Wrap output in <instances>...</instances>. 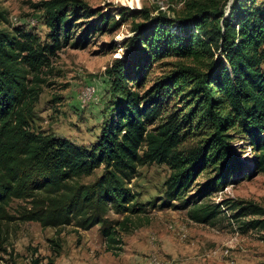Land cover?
<instances>
[{
    "label": "trees",
    "instance_id": "1",
    "mask_svg": "<svg viewBox=\"0 0 264 264\" xmlns=\"http://www.w3.org/2000/svg\"><path fill=\"white\" fill-rule=\"evenodd\" d=\"M225 1L186 0L173 19L162 12L150 16L147 8L101 10L83 0H41L48 42L0 28V212L11 198L27 200L22 221L75 230L98 226L105 250H111L118 232L128 231V218L114 220L107 213L142 211L129 186L138 165L169 168L161 208L182 199L201 173L207 174L197 189L202 195L249 173L264 174V1L231 0L226 14ZM127 18L121 50L103 72L120 99L94 142L83 147L33 130L36 82L48 54L68 42L81 20L84 27L73 45ZM172 24L177 30H170ZM164 58H171L168 71L139 92L151 64ZM237 138L253 151L249 168L235 150ZM99 168L91 182H80ZM191 198H183L182 205ZM228 201H194L187 217L207 223ZM230 201L233 218L256 216L243 223L264 228V206Z\"/></svg>",
    "mask_w": 264,
    "mask_h": 264
},
{
    "label": "rangeland",
    "instance_id": "2",
    "mask_svg": "<svg viewBox=\"0 0 264 264\" xmlns=\"http://www.w3.org/2000/svg\"><path fill=\"white\" fill-rule=\"evenodd\" d=\"M39 1L0 0V28L9 32L15 29L31 32L41 42H48ZM83 1L101 10L118 6L147 8L150 16L162 12L175 19L182 14L186 0ZM252 1L258 5L264 0ZM230 3L231 0L225 1L224 12ZM129 20L125 19L115 29L91 34L84 44L78 41L73 45L74 38L84 27L81 20V25L70 31L68 42L48 54L47 63L38 73L41 81L36 82L39 92L30 120L33 130L66 138L83 147L94 142L99 127L110 114L112 103L120 99L118 93L111 92L103 72L119 54V40L128 33ZM172 29L177 30L174 24L170 26ZM169 62L171 58L153 62L139 92L167 72ZM31 77L27 75L29 80ZM176 106L181 108V105ZM234 145L237 152L241 151L244 167L249 168L253 151L247 141L237 138ZM99 173L100 168L82 177L80 182H91ZM168 173L165 164L137 166L129 186L142 211L107 213L108 218L114 220L128 218V231L118 232L119 242L111 250H105L98 226L82 232L72 225L52 228L42 227L36 221H22L21 213L23 208H28V201L11 198L0 212V264H264V228H250L243 223L258 218L256 216L233 218L236 209L231 207L230 201H251L264 206L263 173L241 176L233 183L208 191L207 195L197 192L207 176L201 173L183 192L182 199L172 201L173 206L161 208L162 184ZM191 196L188 205L183 206V198ZM225 200H229L228 203H221L218 213L207 223L187 217L186 212L194 201L219 204Z\"/></svg>",
    "mask_w": 264,
    "mask_h": 264
},
{
    "label": "crops",
    "instance_id": "3",
    "mask_svg": "<svg viewBox=\"0 0 264 264\" xmlns=\"http://www.w3.org/2000/svg\"><path fill=\"white\" fill-rule=\"evenodd\" d=\"M82 232H86L85 230H81ZM80 233V232H79Z\"/></svg>",
    "mask_w": 264,
    "mask_h": 264
},
{
    "label": "built area",
    "instance_id": "4",
    "mask_svg": "<svg viewBox=\"0 0 264 264\" xmlns=\"http://www.w3.org/2000/svg\"><path fill=\"white\" fill-rule=\"evenodd\" d=\"M89 97H90V95H88V98H89ZM88 98H87V99H88Z\"/></svg>",
    "mask_w": 264,
    "mask_h": 264
},
{
    "label": "water",
    "instance_id": "5",
    "mask_svg": "<svg viewBox=\"0 0 264 264\" xmlns=\"http://www.w3.org/2000/svg\"><path fill=\"white\" fill-rule=\"evenodd\" d=\"M227 13V10H226V12H225V14Z\"/></svg>",
    "mask_w": 264,
    "mask_h": 264
},
{
    "label": "bare ground",
    "instance_id": "6",
    "mask_svg": "<svg viewBox=\"0 0 264 264\" xmlns=\"http://www.w3.org/2000/svg\"><path fill=\"white\" fill-rule=\"evenodd\" d=\"M85 100V99H84ZM87 100V99H86ZM83 101V100H82Z\"/></svg>",
    "mask_w": 264,
    "mask_h": 264
}]
</instances>
